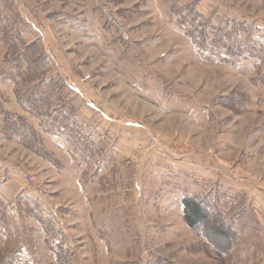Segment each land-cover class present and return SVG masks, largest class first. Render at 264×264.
Returning a JSON list of instances; mask_svg holds the SVG:
<instances>
[{
  "label": "rangeland",
  "instance_id": "rangeland-1",
  "mask_svg": "<svg viewBox=\"0 0 264 264\" xmlns=\"http://www.w3.org/2000/svg\"><path fill=\"white\" fill-rule=\"evenodd\" d=\"M226 19L236 60L210 45ZM8 40H38L84 127H42L0 74L19 126L0 125V264H264V0H0V72ZM213 186L245 193L255 250L234 237L224 259L184 222L181 197Z\"/></svg>",
  "mask_w": 264,
  "mask_h": 264
},
{
  "label": "trees",
  "instance_id": "trees-1",
  "mask_svg": "<svg viewBox=\"0 0 264 264\" xmlns=\"http://www.w3.org/2000/svg\"><path fill=\"white\" fill-rule=\"evenodd\" d=\"M9 8L10 3L7 9ZM15 17H12L14 21L9 20V23L21 22L18 17L15 21ZM193 17L196 19L198 14L195 13ZM225 22L227 25L231 24L227 28L221 27L226 29L225 35H223L222 29L219 30L214 25H209L210 31L214 35V37H210L211 49H216L215 52L223 50L222 58L227 56L226 59L236 60L238 56L248 54L245 43L249 38L247 36L237 37L236 33L239 34L240 30L244 28L241 27V24L236 23L237 26H235L231 20L227 19ZM190 23L195 24L193 19ZM202 25V31L198 30L201 32L200 35H197L195 29L186 30L194 42L200 38L201 40L204 39L209 33L206 30L208 21L206 20ZM256 38L258 39V36H255ZM8 42L10 41L8 40ZM21 44L23 51H18V48L13 47L10 42L8 45L10 52H7L4 71L0 74L12 80L16 98L23 103L28 111L39 117L42 127L49 131L58 129L60 132H66L76 143L81 144V131L84 125L80 121L81 119L77 117V109L73 102L63 92L64 83L59 77L48 73L49 60L46 52L38 40L29 43L21 42ZM34 47H36L35 50ZM55 83L59 85L57 86ZM0 115H3V118L0 119V125L3 121L6 122L10 119L13 125L18 126L17 119L2 107H0ZM2 131L8 137L22 134L18 128L15 130L2 128ZM181 206L186 225L199 233L215 254L222 253L221 256H224V259H228V252L234 248V240H236L237 245L247 242L246 248L249 249L247 253L258 247V238L261 237L262 233H260L254 208L246 199L243 191L231 190L228 187L217 189L213 186L205 191L198 190L191 194H184L181 197ZM207 233L223 243L217 245L210 242Z\"/></svg>",
  "mask_w": 264,
  "mask_h": 264
},
{
  "label": "built area",
  "instance_id": "built-area-1",
  "mask_svg": "<svg viewBox=\"0 0 264 264\" xmlns=\"http://www.w3.org/2000/svg\"><path fill=\"white\" fill-rule=\"evenodd\" d=\"M28 180H29V181H33L34 178H33L32 176H29V177H28Z\"/></svg>",
  "mask_w": 264,
  "mask_h": 264
}]
</instances>
